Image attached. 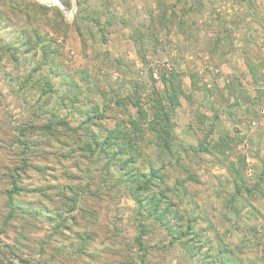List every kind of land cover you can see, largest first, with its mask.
Instances as JSON below:
<instances>
[{
  "label": "rangeland",
  "instance_id": "374dc122",
  "mask_svg": "<svg viewBox=\"0 0 264 264\" xmlns=\"http://www.w3.org/2000/svg\"><path fill=\"white\" fill-rule=\"evenodd\" d=\"M58 2L0 0V264H140L132 246L133 201L108 184L100 187L99 199L88 194L76 209L65 205L66 187L76 183L67 178L84 185L97 175V186L98 169L80 160L77 148L60 150L59 143L40 142L36 132L30 143L39 146L26 154L15 138L17 128L42 125L52 111L74 127L79 116L69 111L72 96L78 109L111 106L127 95L149 107L163 89L161 77L170 73L182 78L186 97H180L174 118L181 145L167 157L164 171L169 186L188 188L184 202L196 211L202 247L189 260L180 244L170 247L160 232L148 237L143 264H196L207 251L215 256L225 247L234 256L226 263L264 264V0ZM31 31L40 42L34 50L24 55L8 49L23 39L20 32L29 37ZM42 45L52 63L33 73ZM46 81L52 90L43 94ZM117 110L110 108L101 131L124 117ZM227 137L224 146L200 151L201 144ZM147 151L145 159L161 166V154ZM242 158L246 188L239 194L226 167ZM9 172L20 177L22 207L62 217L68 212L72 233L93 235L87 253L78 255L72 233H53L54 224L40 216L36 228L24 214L2 226ZM80 208L94 210L96 219L83 220Z\"/></svg>",
  "mask_w": 264,
  "mask_h": 264
},
{
  "label": "trees",
  "instance_id": "16d2710c",
  "mask_svg": "<svg viewBox=\"0 0 264 264\" xmlns=\"http://www.w3.org/2000/svg\"><path fill=\"white\" fill-rule=\"evenodd\" d=\"M62 3L66 7L69 6L68 2ZM20 33L23 35V39L16 44H10L8 49L22 51L24 55H27L30 49L34 50L40 44L39 38L36 31H31L29 37L25 32ZM29 38L33 40V43H29ZM41 50L42 56L33 67V73H38L43 67L52 63L49 62V56L43 45ZM161 78L163 89L155 93L156 99L149 107L144 108L145 103L140 101L139 96L127 95L114 99L111 102L113 106L95 103L78 109V99L76 96H72L69 99V111H72L73 115L79 116V122L74 127L68 119L59 117L52 111L42 125L35 126L33 122H27L17 128L18 136L15 138L21 152L26 154L31 152L34 147L39 146V144L31 145L30 143L36 132L40 142L59 143L60 150H63V147H70L71 152H75L74 148H77L78 153L81 154L80 160L94 165L95 170L98 169L100 174L97 186L93 185L97 175L90 177L84 185L78 184L80 179L76 177L74 179L72 175L67 178L76 183L71 189L66 187L67 191L70 190V197L63 193L65 205H71L76 209L88 194L92 197L95 196L94 199H99L102 190L100 187L108 184H111L107 186L108 190H115L133 201L137 232L132 239V246L140 264L145 262L150 250L148 237L160 232L166 236L170 247L180 244L185 257L189 260L200 255L202 247L200 233L196 231L198 224L196 211L191 208L190 203L184 202L188 188L183 184L169 186L164 171L167 157H172L175 150L181 145L174 133V118L177 108L181 105L180 97H186L182 88L183 80L173 73L163 75ZM190 79L191 89L195 90L196 83L192 76ZM42 89L43 94L52 90L49 81L43 84ZM58 99L60 105L65 104V95L64 97L61 95ZM110 108H117V111L124 117L116 120L112 128H105L101 131V124L106 120V114ZM133 110H135L134 115L132 114ZM125 117L126 119H124ZM228 139L230 137L221 138L213 145L201 144L200 151L208 152L210 149L220 148ZM148 149L157 150L161 154V166H155L151 161L146 160ZM60 156L65 158L68 155L63 152L60 153ZM22 162L23 166H26V160L23 159ZM244 163L245 159H236V161H229V165L226 167L233 179L235 190L239 194L246 188L243 179ZM190 180L193 183L198 182L194 176H191ZM7 181L8 186L3 190L2 195L8 208V215L2 226H6L18 214H24L34 223V228L38 226L36 222H41L40 216L50 225L54 224L53 233H64L65 230L72 233L70 220H74V218L68 217L70 215L67 211L65 213L67 217H62L24 208L20 200L23 193L20 177L9 172ZM78 211L81 213L82 219L89 218L93 221L96 219L94 210L80 208ZM75 224L77 225L76 222ZM72 235V239L76 243L77 254L87 253V247L94 241L93 235L85 231L73 232ZM231 257H234L232 251L225 247L223 250L219 249L215 256L207 251L196 264H215L207 263L209 258L217 261L216 264H233L226 263L228 262L226 259L231 261Z\"/></svg>",
  "mask_w": 264,
  "mask_h": 264
},
{
  "label": "built area",
  "instance_id": "2783aa9c",
  "mask_svg": "<svg viewBox=\"0 0 264 264\" xmlns=\"http://www.w3.org/2000/svg\"><path fill=\"white\" fill-rule=\"evenodd\" d=\"M42 2L44 4H46V5H50V4H52V5H59L58 0H42Z\"/></svg>",
  "mask_w": 264,
  "mask_h": 264
}]
</instances>
